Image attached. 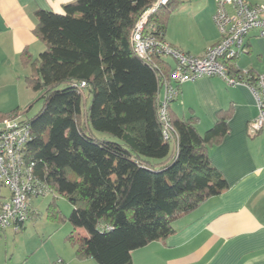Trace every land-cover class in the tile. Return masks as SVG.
Returning a JSON list of instances; mask_svg holds the SVG:
<instances>
[{"label":"trees","instance_id":"16d2710c","mask_svg":"<svg viewBox=\"0 0 264 264\" xmlns=\"http://www.w3.org/2000/svg\"><path fill=\"white\" fill-rule=\"evenodd\" d=\"M183 1L155 7L157 0H72L62 12L36 11L34 33L45 48L36 57L25 49L21 62L43 105L26 118L32 104L0 111V120L21 116L28 123L27 159L35 179L72 204L67 218L74 231L66 239L79 259L134 264V250L167 238L177 219L228 187L209 148L229 133V110H220L203 134L197 116L170 111L176 148L159 116V92L176 65L157 48L144 59L132 45L147 11L145 35L166 41L169 19ZM236 59L229 66L240 77ZM49 210L60 215L54 201ZM81 228L87 236L76 231Z\"/></svg>","mask_w":264,"mask_h":264},{"label":"crops","instance_id":"0c3cea01","mask_svg":"<svg viewBox=\"0 0 264 264\" xmlns=\"http://www.w3.org/2000/svg\"><path fill=\"white\" fill-rule=\"evenodd\" d=\"M70 1L0 0V111L27 106L32 100L23 79L29 68L22 64L21 55L28 49L36 56L45 48L34 33L36 11L62 12ZM215 11V0H184L169 19L165 40L185 53L203 55L220 39ZM245 43L247 50L236 59V66L254 74L264 73V37L254 30ZM175 86L178 93L170 111L180 118L197 116L201 134L216 122L220 110H229V133L209 148L211 161L228 187L177 219L175 231L167 238L134 250L133 262L264 264V129L254 135L250 132V124L258 115L254 93L245 84H228L219 76L204 75ZM159 94L162 99L164 85ZM81 234L87 236L85 230ZM72 250L63 246L51 264H99L92 258L79 259ZM4 259L3 264H39Z\"/></svg>","mask_w":264,"mask_h":264},{"label":"built area","instance_id":"2783aa9c","mask_svg":"<svg viewBox=\"0 0 264 264\" xmlns=\"http://www.w3.org/2000/svg\"><path fill=\"white\" fill-rule=\"evenodd\" d=\"M168 0H157L155 7ZM214 21L220 32V39L201 56H193L171 46L167 41L159 42L145 35L144 27L150 11H147L132 31V45L135 52L144 59H150L154 49L172 56L176 68L172 81L180 84L201 76H219L228 84H245L254 93L258 115L250 124L251 134L264 129V73L254 74L242 70L240 77L231 71L229 62L238 58L246 49L245 39L252 31L264 37V3L251 0H215ZM175 84V85H176ZM165 81V94L159 109L163 133L177 148V132L170 120V104L178 88ZM82 87L86 82L81 83ZM32 138L28 123L21 116L0 120V184L8 187L9 195L0 201V231L12 228L20 232L31 218L34 209L32 200L50 192V189L35 179L32 166L27 159V143Z\"/></svg>","mask_w":264,"mask_h":264},{"label":"rangeland","instance_id":"374dc122","mask_svg":"<svg viewBox=\"0 0 264 264\" xmlns=\"http://www.w3.org/2000/svg\"><path fill=\"white\" fill-rule=\"evenodd\" d=\"M38 55L39 54L36 56ZM168 59L172 64H175V59L172 56H168ZM28 68L30 74L31 69L30 67ZM25 76L23 77L25 78ZM25 88H28V92H30L32 96V100L28 104H32V107L28 111H24V107L26 106H22L24 111L23 115L25 118L33 117L41 110L43 101L40 99L38 100L40 96L39 92H34L30 89L26 82ZM85 96H87L86 91ZM97 133V135L100 136H109L105 133ZM173 149L174 147L171 144L172 152ZM9 193L8 187L0 184V199L4 195H9ZM53 201L57 203L60 211L58 217H52L49 210V205ZM31 203L35 210L34 216H31L25 223V228L23 230L14 232L13 229L9 227L0 231V264L4 263L5 257L8 261L13 258L16 262L29 260V262L36 261L39 264H43L50 261L48 264H51L58 258L60 249H62L63 246H66L70 250L73 249L72 251L75 253V248L66 239L67 235L74 231L73 225L67 218L73 209L70 201L56 191H50L45 195L34 198ZM76 231L81 233L84 229L81 228ZM29 255L31 256L29 257Z\"/></svg>","mask_w":264,"mask_h":264}]
</instances>
